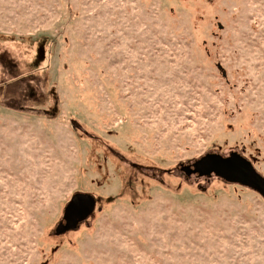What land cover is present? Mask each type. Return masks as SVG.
Returning <instances> with one entry per match:
<instances>
[{
    "label": "rangeland",
    "instance_id": "374dc122",
    "mask_svg": "<svg viewBox=\"0 0 264 264\" xmlns=\"http://www.w3.org/2000/svg\"><path fill=\"white\" fill-rule=\"evenodd\" d=\"M232 152L264 177V0H0V264H264V198L182 169Z\"/></svg>",
    "mask_w": 264,
    "mask_h": 264
},
{
    "label": "water",
    "instance_id": "95a60500",
    "mask_svg": "<svg viewBox=\"0 0 264 264\" xmlns=\"http://www.w3.org/2000/svg\"><path fill=\"white\" fill-rule=\"evenodd\" d=\"M187 175L210 176L214 174L225 181L238 183L258 192L264 198V177L259 174L251 162L236 152L228 156L220 154H206L190 165L182 166ZM69 205L73 210L69 211ZM95 199L89 194H75L64 210V223L56 228V234L74 228L79 222L86 219L94 210Z\"/></svg>",
    "mask_w": 264,
    "mask_h": 264
},
{
    "label": "snow or ice",
    "instance_id": "6c2138e0",
    "mask_svg": "<svg viewBox=\"0 0 264 264\" xmlns=\"http://www.w3.org/2000/svg\"><path fill=\"white\" fill-rule=\"evenodd\" d=\"M73 210V206L69 205V211L71 212Z\"/></svg>",
    "mask_w": 264,
    "mask_h": 264
},
{
    "label": "trees",
    "instance_id": "16d2710c",
    "mask_svg": "<svg viewBox=\"0 0 264 264\" xmlns=\"http://www.w3.org/2000/svg\"><path fill=\"white\" fill-rule=\"evenodd\" d=\"M42 56H43V54H42ZM95 199V198H94Z\"/></svg>",
    "mask_w": 264,
    "mask_h": 264
}]
</instances>
